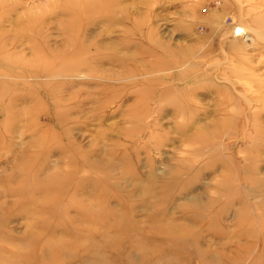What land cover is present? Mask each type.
<instances>
[{
	"label": "rangeland",
	"instance_id": "374dc122",
	"mask_svg": "<svg viewBox=\"0 0 264 264\" xmlns=\"http://www.w3.org/2000/svg\"><path fill=\"white\" fill-rule=\"evenodd\" d=\"M0 264H264V0H0Z\"/></svg>",
	"mask_w": 264,
	"mask_h": 264
},
{
	"label": "bare ground",
	"instance_id": "6f19581e",
	"mask_svg": "<svg viewBox=\"0 0 264 264\" xmlns=\"http://www.w3.org/2000/svg\"><path fill=\"white\" fill-rule=\"evenodd\" d=\"M27 22L28 21H25V24L27 25V26H25V27H27V29H28V27L30 26V24H31V22L29 23V24H27ZM24 27V28H25ZM234 33L233 34H235L236 36H239L240 34H242V32H244L241 28H239V27H237V28H235V30L233 31ZM234 35V36H235ZM259 91V90H258ZM260 99H262V98H260ZM220 107V106H219Z\"/></svg>",
	"mask_w": 264,
	"mask_h": 264
}]
</instances>
